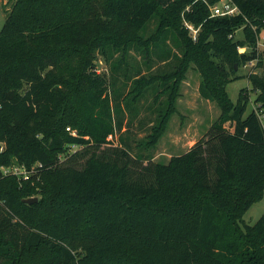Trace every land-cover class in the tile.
<instances>
[{
	"label": "trees",
	"instance_id": "trees-1",
	"mask_svg": "<svg viewBox=\"0 0 264 264\" xmlns=\"http://www.w3.org/2000/svg\"><path fill=\"white\" fill-rule=\"evenodd\" d=\"M232 1L240 12L230 17H210L196 0L15 1L0 31V167L31 172L22 180L0 170V264H264V213L244 223L264 193V0ZM184 18L200 27L196 39ZM168 31L182 57L136 78L128 94L105 93L92 71L99 55L121 52L116 73L131 45L149 57ZM189 62L203 74L201 95L223 108L208 138L152 160L171 97L146 140L114 145L125 110L134 117L157 82L171 94ZM251 62L249 111L250 97L233 104L226 88Z\"/></svg>",
	"mask_w": 264,
	"mask_h": 264
},
{
	"label": "rangeland",
	"instance_id": "rangeland-1",
	"mask_svg": "<svg viewBox=\"0 0 264 264\" xmlns=\"http://www.w3.org/2000/svg\"><path fill=\"white\" fill-rule=\"evenodd\" d=\"M16 0H0V31L6 21ZM158 25L157 18L148 23V27L143 31L144 37H149L155 32ZM186 27V26H185ZM187 28V27H186ZM166 39L157 46L152 47V53L146 57L144 53L131 45L127 54V61L123 63L117 72L113 73V61L121 58V52L112 55L109 61H106L102 55L94 63L92 71L94 78L105 80V93L109 91L112 94L113 89H120L123 94H128L133 88V81L141 76H150L159 72L168 70L175 61V56L182 57V41L176 37V34L168 31ZM174 33V34H173ZM242 30L238 35L244 38ZM181 42V44H180ZM261 44L264 43V31L260 35ZM248 51V47L245 46ZM184 49V48H183ZM238 74L241 78L227 85V94L235 104L239 99L249 96L251 101L248 110L255 108L254 93L248 80V75L253 71H259L253 63L248 65L237 66ZM117 78L116 86L111 85L112 76ZM203 74L197 65L189 62V66L181 77L174 80L177 84L171 92H160L163 89V83L157 82L154 86L148 88L144 95L133 109L136 115L132 117L129 110H125L123 128L115 136L109 139L114 145H118L120 138L124 137L130 141L133 146L138 141L146 140L147 135L151 132L159 115L168 106L169 98L172 97V108L169 112L168 119L163 133L157 139L153 149L148 151L155 162L167 163L172 156L182 154L189 150L198 141L208 138V132L213 123L222 116L223 108L217 99H205L200 93V86L203 82ZM157 81V80H156ZM109 82V83H108ZM116 82V81H115ZM171 84L173 81L170 82ZM160 92V96L157 97ZM132 119V120H131ZM76 130V129H74ZM77 131V130H76ZM137 151L133 153L136 154ZM145 164L148 161L144 162ZM38 198V197H37ZM264 213V193L263 197L254 203L244 215V223L253 225Z\"/></svg>",
	"mask_w": 264,
	"mask_h": 264
},
{
	"label": "built area",
	"instance_id": "built-area-1",
	"mask_svg": "<svg viewBox=\"0 0 264 264\" xmlns=\"http://www.w3.org/2000/svg\"><path fill=\"white\" fill-rule=\"evenodd\" d=\"M198 2H202L206 4L210 11V17H230L237 15L240 10L239 7L233 3L232 0H218L215 3H211L210 0H196ZM191 7L188 6L186 10H190ZM185 26L192 32L193 37L196 39V36L200 30V27H196L193 23L189 22L186 18H184ZM245 46H238L239 52H246ZM258 49L264 50V43L261 44L260 39L258 41ZM254 63V62H251ZM67 130L74 136L78 135V132L71 127H67ZM0 170L4 174H13L17 176L19 179L27 180L29 178L31 170L26 168L22 164H13L9 167L2 166Z\"/></svg>",
	"mask_w": 264,
	"mask_h": 264
},
{
	"label": "water",
	"instance_id": "water-1",
	"mask_svg": "<svg viewBox=\"0 0 264 264\" xmlns=\"http://www.w3.org/2000/svg\"><path fill=\"white\" fill-rule=\"evenodd\" d=\"M24 201H25L26 203L31 204V203H35V202H37V201H38V198H37V197L28 198V199H25Z\"/></svg>",
	"mask_w": 264,
	"mask_h": 264
}]
</instances>
